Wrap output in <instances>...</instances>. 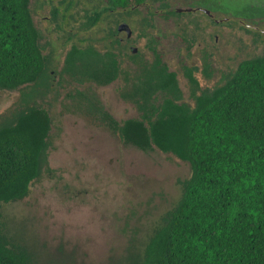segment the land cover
<instances>
[{
    "label": "rangeland",
    "instance_id": "374dc122",
    "mask_svg": "<svg viewBox=\"0 0 264 264\" xmlns=\"http://www.w3.org/2000/svg\"><path fill=\"white\" fill-rule=\"evenodd\" d=\"M59 1L29 0L43 72L28 85L0 88V125L26 104L45 108L51 119L41 173L27 196L2 206L3 220L39 264H118L128 253L141 255L153 229L176 205L190 167L172 153L125 144L92 114L88 101H97L119 122L139 118L137 106L122 93L151 63L149 45H155L176 73L179 102L192 108L195 95L226 82L239 61L262 54L264 0H149L146 7L103 14L93 25H87L86 15L102 0H78L66 21L61 17L66 4ZM165 11L172 12L159 15ZM120 22L132 30L127 42H114L125 38L116 29ZM87 44L116 53L120 71L114 81L80 82L64 72L71 46Z\"/></svg>",
    "mask_w": 264,
    "mask_h": 264
},
{
    "label": "trees",
    "instance_id": "16d2710c",
    "mask_svg": "<svg viewBox=\"0 0 264 264\" xmlns=\"http://www.w3.org/2000/svg\"><path fill=\"white\" fill-rule=\"evenodd\" d=\"M148 1L102 0L86 15L87 25L103 14L146 7ZM142 22L149 25L144 17ZM38 37L29 0H0V88L16 89L38 79L45 68ZM149 49L151 63L122 93L140 117L119 122L92 100L90 110L125 144L142 151L156 148L188 162L190 175L141 255L128 253L118 264H264V49L239 61L222 85L195 95L192 108L179 102L176 73L161 52L155 45ZM63 70L76 81L106 85L118 77L120 66L111 49L72 45ZM188 78L196 83L190 73ZM5 122L0 125V264H39L34 251L8 233L2 206L27 196L39 177L51 119L45 108L26 104Z\"/></svg>",
    "mask_w": 264,
    "mask_h": 264
},
{
    "label": "flooded vegetation",
    "instance_id": "af4514ba",
    "mask_svg": "<svg viewBox=\"0 0 264 264\" xmlns=\"http://www.w3.org/2000/svg\"><path fill=\"white\" fill-rule=\"evenodd\" d=\"M59 3L61 4V3H65L66 5L64 6V9L68 6L70 9L73 7V5H76V4H78V3H80L78 0H60L59 1ZM69 9V10H70ZM68 10V11H69ZM64 12H65V14H63L62 13V15H61V17H62V19L64 20V21H66V14L68 13V11H66V10H63ZM51 13H52V16L53 17H55L56 16V14L57 13H59V10H58V7H56V6H54V7H52L51 8ZM208 14V13H207ZM208 15H210V14H208ZM211 16V15H210ZM215 22H217L218 21V19H213ZM120 23H122V22H120ZM119 23V24H120ZM126 23V22H125ZM96 24V23H95ZM118 24V25H119ZM126 24H128V23H126ZM118 25H117V27H118ZM129 26V25H128ZM117 27H116V29H117ZM130 27V26H129ZM131 29V28H130ZM117 32H120L118 29H117ZM261 32H264V30H261ZM124 33H125V31H124ZM131 35H132V30H131V34H130V36H127L126 35V33H125V38L124 37H118L117 39L120 41V42H127V40L131 37ZM131 49H132V51L134 52L135 51V48H133V47H131ZM84 80H88V79H84Z\"/></svg>",
    "mask_w": 264,
    "mask_h": 264
},
{
    "label": "water",
    "instance_id": "95a60500",
    "mask_svg": "<svg viewBox=\"0 0 264 264\" xmlns=\"http://www.w3.org/2000/svg\"><path fill=\"white\" fill-rule=\"evenodd\" d=\"M176 10H177V11H181L182 9H181V8H177ZM187 10H191V9H187ZM204 12L209 13L208 10H204ZM117 29H118L119 31H125V33H126L127 36H130V34H131V29H130V27L128 26V24H126L125 22L120 23V24L118 25Z\"/></svg>",
    "mask_w": 264,
    "mask_h": 264
}]
</instances>
